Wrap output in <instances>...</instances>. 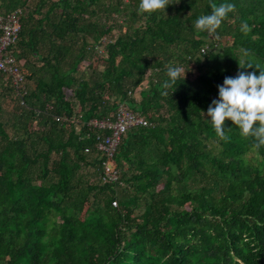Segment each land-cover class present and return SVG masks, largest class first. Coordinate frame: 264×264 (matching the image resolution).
<instances>
[{
  "label": "trees",
  "instance_id": "16d2710c",
  "mask_svg": "<svg viewBox=\"0 0 264 264\" xmlns=\"http://www.w3.org/2000/svg\"><path fill=\"white\" fill-rule=\"evenodd\" d=\"M28 2L0 0V17L21 11L24 80L17 94L0 71V264H264V146L231 120L219 138L207 116L225 77L259 75L239 62L264 67V0ZM211 3L236 7L218 39L194 27ZM169 65L186 77L164 95ZM118 103L148 125L120 138L102 183L86 122Z\"/></svg>",
  "mask_w": 264,
  "mask_h": 264
},
{
  "label": "clouds",
  "instance_id": "9594fccd",
  "mask_svg": "<svg viewBox=\"0 0 264 264\" xmlns=\"http://www.w3.org/2000/svg\"><path fill=\"white\" fill-rule=\"evenodd\" d=\"M178 2L179 0H140L138 11L148 14L158 11L166 13L168 5ZM210 7L211 13L199 16L194 27L218 39L217 30L228 19L229 13L236 11V7L232 3L219 5L211 3ZM240 30L247 35L251 28L247 22H244ZM253 66L260 70L259 75L255 72L239 71L236 77L224 78L223 84L217 86L219 98L212 100L207 109V116L210 117L219 138L228 139L225 134V121L231 120L240 129L243 138H254V147L259 149L264 146V67L251 61L239 62V67L242 69ZM167 76L168 80L161 85L164 95H167V90L174 88L178 79H185L186 69L169 65Z\"/></svg>",
  "mask_w": 264,
  "mask_h": 264
},
{
  "label": "built area",
  "instance_id": "2783aa9c",
  "mask_svg": "<svg viewBox=\"0 0 264 264\" xmlns=\"http://www.w3.org/2000/svg\"><path fill=\"white\" fill-rule=\"evenodd\" d=\"M21 11L16 8L0 17V71L9 76L10 82L17 94L20 92V85L24 82L23 76L19 71L17 61L10 50L11 45L15 42L17 33L20 28L19 17ZM98 52L101 48L98 46ZM62 119L54 117L55 121ZM148 123L136 111L130 110L127 105L118 103L112 119H89L86 126L99 131L94 136V150L99 156L102 183L115 181L117 170L110 163L114 150L124 133L137 126H146ZM87 148H84V152ZM115 205V200L111 201Z\"/></svg>",
  "mask_w": 264,
  "mask_h": 264
},
{
  "label": "rangeland",
  "instance_id": "374dc122",
  "mask_svg": "<svg viewBox=\"0 0 264 264\" xmlns=\"http://www.w3.org/2000/svg\"><path fill=\"white\" fill-rule=\"evenodd\" d=\"M34 2V0H29V2H28V4H31V3H33ZM192 68V67H191ZM192 70V69H191ZM193 73V71H191L190 72V75ZM136 97V96H135Z\"/></svg>",
  "mask_w": 264,
  "mask_h": 264
}]
</instances>
